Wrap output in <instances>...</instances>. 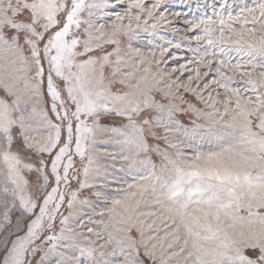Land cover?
Segmentation results:
<instances>
[{
    "label": "snow or ice",
    "instance_id": "6c2138e0",
    "mask_svg": "<svg viewBox=\"0 0 264 264\" xmlns=\"http://www.w3.org/2000/svg\"><path fill=\"white\" fill-rule=\"evenodd\" d=\"M0 264H264V0H0Z\"/></svg>",
    "mask_w": 264,
    "mask_h": 264
}]
</instances>
